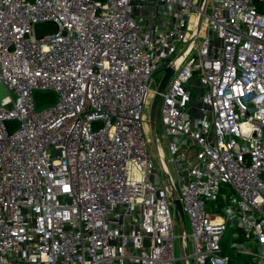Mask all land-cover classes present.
<instances>
[{
    "label": "built area",
    "instance_id": "1",
    "mask_svg": "<svg viewBox=\"0 0 264 264\" xmlns=\"http://www.w3.org/2000/svg\"><path fill=\"white\" fill-rule=\"evenodd\" d=\"M0 81V264H264V0H0Z\"/></svg>",
    "mask_w": 264,
    "mask_h": 264
},
{
    "label": "rangeland",
    "instance_id": "2",
    "mask_svg": "<svg viewBox=\"0 0 264 264\" xmlns=\"http://www.w3.org/2000/svg\"><path fill=\"white\" fill-rule=\"evenodd\" d=\"M210 4V0H208V5ZM207 10H209V7H207ZM161 77V72H158L155 74V81L154 83H152V86H155L157 85L159 79ZM190 88V91H191V102L193 103L194 101L197 100L198 98V88L195 87L194 90ZM200 89V88H199ZM151 102V100H150ZM159 104H160V98L158 99V102H157V106H156V110H155V128H156V136H157V144H159L162 148V152L167 160V163H168V166L170 167L171 171L173 172L174 176H175V173H174V169H173V164L172 162L170 161V153L168 151V148H167V144L164 140V138L162 137V127H161V124H160V112H159ZM149 108H150V103L148 104L147 108H146V115L148 116L149 114ZM149 136L151 138V135H150V130H149ZM149 149L153 155V157L155 158V162L158 166V169L161 171V166H160V162H159V158H158V153H157V149H156V146L154 145L152 139H151V142L149 143ZM170 209H171V212H172V217H173V227H174V232L176 234H178L179 232V225H178V220H179V215H178V211L176 212L175 208L173 207V205H170ZM184 220H185V232H186V236L184 237V241H185V247L183 248L182 250V247H181V237L178 236L176 237L175 239V252H176V256L178 257L177 261H176V264H183V259L180 257L182 253L184 254H189L187 255L188 257V261H189V264H194V261H193V258H192V250H193V247H192V239L191 237L188 235V232H189V223H188V219L186 217V215L184 216ZM233 229H231V227H228L224 234L222 235V238H221V243L224 244L225 246H230L231 243L233 242ZM241 263V260L240 259H236L234 264H240Z\"/></svg>",
    "mask_w": 264,
    "mask_h": 264
},
{
    "label": "water",
    "instance_id": "3",
    "mask_svg": "<svg viewBox=\"0 0 264 264\" xmlns=\"http://www.w3.org/2000/svg\"><path fill=\"white\" fill-rule=\"evenodd\" d=\"M203 10L201 11L200 15H199V21H198V27L202 21V17H203ZM162 75L159 79V82L156 86L155 92L153 97L151 98V102H150V108H149V114H148V123H149V130H150V135H151V139L154 143V145L156 146L157 149V136H156V128H155V110H156V106H157V102L160 96V93L163 91V89L165 88L167 81L170 77V75L173 72V65L168 64L166 66H164L162 69ZM8 93L7 89L5 88V86L2 84V82L0 81V103H1V99L6 96ZM38 93H53L55 95V100L52 103H48V104H43V105H39L38 104ZM13 97L16 98L17 94L16 93H12ZM33 95V101H34V105L36 109H40L46 105L49 104H53L57 101L58 96L57 93L54 90L48 89V88H36L33 90L32 92ZM7 107H10L11 104L8 103L6 105ZM178 210H179V216H180V223H179V232H182L185 226V221H184V215L181 209L180 204L178 203ZM185 255H189V254H181V258H183Z\"/></svg>",
    "mask_w": 264,
    "mask_h": 264
},
{
    "label": "trees",
    "instance_id": "4",
    "mask_svg": "<svg viewBox=\"0 0 264 264\" xmlns=\"http://www.w3.org/2000/svg\"><path fill=\"white\" fill-rule=\"evenodd\" d=\"M53 29H55V25L51 22H39L35 26V31L37 34H41L44 31L53 30ZM223 253L229 255V263L228 264H234L236 259L241 260L240 264L247 263V259L245 257H243L242 255H240L238 253L233 252L230 247L225 246L224 244H223Z\"/></svg>",
    "mask_w": 264,
    "mask_h": 264
}]
</instances>
